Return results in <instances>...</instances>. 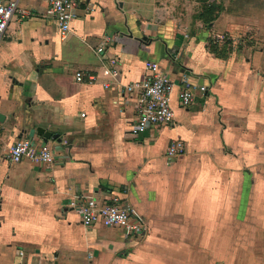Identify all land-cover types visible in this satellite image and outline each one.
<instances>
[{
  "label": "crops",
  "instance_id": "obj_1",
  "mask_svg": "<svg viewBox=\"0 0 264 264\" xmlns=\"http://www.w3.org/2000/svg\"><path fill=\"white\" fill-rule=\"evenodd\" d=\"M210 1L221 9L205 24L169 0H78L62 33L44 0H17L0 38V264H264V0ZM113 57L115 79L101 72ZM147 60L174 82L175 118L133 135L126 85ZM22 137L49 143L53 161L10 162ZM175 138L184 152L169 158ZM112 191L140 237L84 226L69 206Z\"/></svg>",
  "mask_w": 264,
  "mask_h": 264
},
{
  "label": "built area",
  "instance_id": "obj_2",
  "mask_svg": "<svg viewBox=\"0 0 264 264\" xmlns=\"http://www.w3.org/2000/svg\"><path fill=\"white\" fill-rule=\"evenodd\" d=\"M47 3V14L52 16L62 33L70 28L75 18L78 0H44ZM92 4L88 3L87 8ZM17 9V0H0V38ZM113 40L110 34H104L97 52H103L107 43ZM103 75L115 79L118 74L117 59L110 58L108 65L101 68ZM98 72L78 69L75 79L78 81L94 82ZM110 82H103L108 86ZM174 82L169 75L163 72L155 60H147L141 78L126 85L128 91L137 92L136 110L138 117L131 126L133 135L139 134L150 124H170L174 121L175 112L172 106V92ZM178 99L182 105L189 104L193 99V90L186 82L178 91ZM184 152L181 139L175 138L166 147V156L174 158ZM6 157L10 162L22 160L31 162L51 163L53 152L47 142L34 144L31 139L22 137L8 146ZM69 206L78 214L84 226H93L100 223L104 226H116L131 237H140L145 232L144 222L135 214L123 198L116 192H109L99 200L93 194H76L69 200ZM22 253V252H20Z\"/></svg>",
  "mask_w": 264,
  "mask_h": 264
},
{
  "label": "trees",
  "instance_id": "obj_3",
  "mask_svg": "<svg viewBox=\"0 0 264 264\" xmlns=\"http://www.w3.org/2000/svg\"><path fill=\"white\" fill-rule=\"evenodd\" d=\"M201 9L197 16L205 23L209 24L221 9L220 4H216L210 0H201Z\"/></svg>",
  "mask_w": 264,
  "mask_h": 264
},
{
  "label": "rangeland",
  "instance_id": "obj_4",
  "mask_svg": "<svg viewBox=\"0 0 264 264\" xmlns=\"http://www.w3.org/2000/svg\"><path fill=\"white\" fill-rule=\"evenodd\" d=\"M169 1L171 2V6L172 8L175 9V11L180 12L182 14H184L185 12L187 14L195 11L194 15L195 13L200 11L199 4H196L195 1H199L200 3L202 2L201 0H169Z\"/></svg>",
  "mask_w": 264,
  "mask_h": 264
},
{
  "label": "water",
  "instance_id": "obj_5",
  "mask_svg": "<svg viewBox=\"0 0 264 264\" xmlns=\"http://www.w3.org/2000/svg\"><path fill=\"white\" fill-rule=\"evenodd\" d=\"M38 132L40 133V134H42L44 137H45V139L47 140V139H49V138H51V137H56V135L55 134H53L52 132H50V131H48V130H45L44 128H42V127H38Z\"/></svg>",
  "mask_w": 264,
  "mask_h": 264
}]
</instances>
